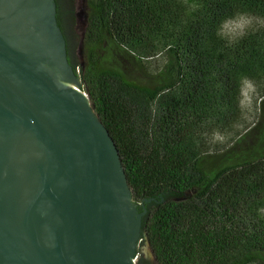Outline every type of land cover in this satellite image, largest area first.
Listing matches in <instances>:
<instances>
[{"label":"trees","instance_id":"1","mask_svg":"<svg viewBox=\"0 0 264 264\" xmlns=\"http://www.w3.org/2000/svg\"><path fill=\"white\" fill-rule=\"evenodd\" d=\"M56 3L69 62L147 208L157 264H264V103L255 123L244 105L247 84L264 101V0H85L74 44L73 0ZM241 17L253 22L229 29Z\"/></svg>","mask_w":264,"mask_h":264},{"label":"water","instance_id":"2","mask_svg":"<svg viewBox=\"0 0 264 264\" xmlns=\"http://www.w3.org/2000/svg\"><path fill=\"white\" fill-rule=\"evenodd\" d=\"M142 208L56 0H0V264H136Z\"/></svg>","mask_w":264,"mask_h":264},{"label":"rangeland","instance_id":"3","mask_svg":"<svg viewBox=\"0 0 264 264\" xmlns=\"http://www.w3.org/2000/svg\"><path fill=\"white\" fill-rule=\"evenodd\" d=\"M73 9L75 13V27L74 30H72V33L70 32L69 28L68 33L70 35V39L72 43L74 44L77 39L76 36H81L85 27V20H86V6H85V0H73ZM253 22V20L249 17H241L236 22L231 23L229 25V29L233 30L234 32H237V29H243L245 28L249 23ZM79 44L76 51V55L79 56ZM114 54L113 59L115 60V64L118 65L122 64L124 70L133 78H140L143 77L142 71L139 70V67L136 63L135 58L132 56H129L128 54L121 52L117 49L111 50ZM82 58L81 56H79ZM83 61V59H81ZM146 78V77H143ZM258 94V90L247 84L245 87V94H244V105L246 107V116L253 120L255 122H259L262 119V109H263V103L259 98L255 101V96ZM88 95V94H87ZM261 116V117H260ZM139 256L137 259L136 264H141L143 262L144 264H157L156 259L154 257V253L151 249V246L148 242V240L142 239L140 248H139Z\"/></svg>","mask_w":264,"mask_h":264},{"label":"flooded vegetation","instance_id":"4","mask_svg":"<svg viewBox=\"0 0 264 264\" xmlns=\"http://www.w3.org/2000/svg\"><path fill=\"white\" fill-rule=\"evenodd\" d=\"M75 16H76V15H75ZM66 20H67V22H68L67 24H68L69 28L71 27V29L74 30V27H75V26H73V25L71 26V25L69 24V23H71V21H70L69 19H66Z\"/></svg>","mask_w":264,"mask_h":264}]
</instances>
